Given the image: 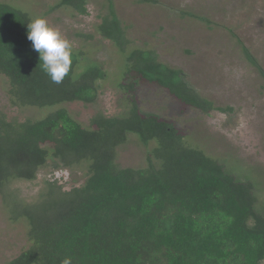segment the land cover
Returning <instances> with one entry per match:
<instances>
[{"label":"trees","instance_id":"trees-1","mask_svg":"<svg viewBox=\"0 0 264 264\" xmlns=\"http://www.w3.org/2000/svg\"><path fill=\"white\" fill-rule=\"evenodd\" d=\"M60 3L88 13V0ZM31 21L26 11L0 1V74L9 103L44 108L93 102L104 70L97 64L77 70L78 55L72 52L68 76L53 83L27 39ZM98 30L125 56L127 81L120 86L130 103L123 114H97L85 126L64 107L22 121L10 120L0 108V194L10 220L25 221L28 241L6 264H61L66 257L71 264H264V210L257 207L253 184L188 141L176 121L144 112L137 81L165 89L183 112L233 107L216 105L182 68L161 61L156 49L135 44L113 0ZM243 52L264 79L260 60L246 46ZM130 135L145 146L154 143L144 167L117 161ZM48 160L86 164V180L70 188L47 180L35 200L23 199L13 184L36 179Z\"/></svg>","mask_w":264,"mask_h":264},{"label":"rangeland","instance_id":"rangeland-1","mask_svg":"<svg viewBox=\"0 0 264 264\" xmlns=\"http://www.w3.org/2000/svg\"><path fill=\"white\" fill-rule=\"evenodd\" d=\"M26 11L31 19L44 18L70 41L78 55L77 70L99 65L105 76L97 81L93 102L67 101L53 107H16L9 103L6 78L0 74V108L10 120L39 119L64 107L83 125H91L97 114L121 115L130 103L120 86L124 80L125 56L99 30L109 0H88V13L81 14L60 0H0ZM117 14L137 45L157 50L164 62L183 69L186 78L216 105H231L233 111L202 113L184 107L157 85L137 81L136 96L141 109L171 118L193 145L217 158L230 173L250 181L257 207L264 210V79L244 56L248 47L264 66V0H113ZM205 16L209 21L185 15ZM239 39L243 44H240ZM129 80V78H128ZM138 136L130 135L118 148L123 167H144L148 150ZM84 163L63 166L48 160L37 178L13 184L23 199L35 200L47 180L70 188L87 177ZM28 246L26 223L12 221L0 194V264Z\"/></svg>","mask_w":264,"mask_h":264},{"label":"clouds","instance_id":"clouds-1","mask_svg":"<svg viewBox=\"0 0 264 264\" xmlns=\"http://www.w3.org/2000/svg\"><path fill=\"white\" fill-rule=\"evenodd\" d=\"M27 39L32 48L39 54L42 69L55 84L63 82L72 67V46L60 31L49 25L44 18H35L28 23ZM61 264H71L66 257Z\"/></svg>","mask_w":264,"mask_h":264},{"label":"flooded vegetation","instance_id":"flooded-vegetation-1","mask_svg":"<svg viewBox=\"0 0 264 264\" xmlns=\"http://www.w3.org/2000/svg\"><path fill=\"white\" fill-rule=\"evenodd\" d=\"M161 60V59H160ZM161 61H163V60H161ZM166 63V62H165Z\"/></svg>","mask_w":264,"mask_h":264}]
</instances>
